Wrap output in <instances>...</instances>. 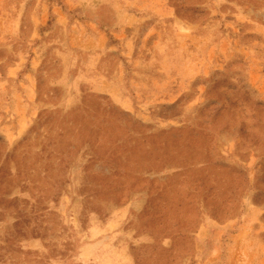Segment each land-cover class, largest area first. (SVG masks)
<instances>
[{
	"label": "rangeland",
	"instance_id": "374dc122",
	"mask_svg": "<svg viewBox=\"0 0 264 264\" xmlns=\"http://www.w3.org/2000/svg\"><path fill=\"white\" fill-rule=\"evenodd\" d=\"M0 264H264V0H0Z\"/></svg>",
	"mask_w": 264,
	"mask_h": 264
}]
</instances>
